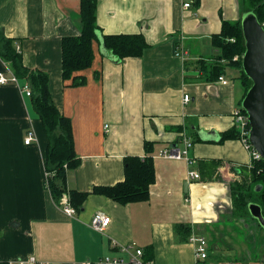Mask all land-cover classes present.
<instances>
[{
    "label": "crops",
    "instance_id": "1",
    "mask_svg": "<svg viewBox=\"0 0 264 264\" xmlns=\"http://www.w3.org/2000/svg\"><path fill=\"white\" fill-rule=\"evenodd\" d=\"M80 4L0 0V35L16 40L28 68L48 74L54 103L71 121L80 164L69 171L67 187L90 194L74 218L60 209L46 186L48 139L32 95L22 82L0 85V264L31 256L47 264L126 256L113 243L149 249L154 264H196L192 236L208 241L205 264L214 250L264 264V228L251 215L235 216L233 207V188L249 186L254 162L236 118L246 87L237 69L227 70L224 85L212 66L213 36L223 19H241L242 0H97L105 36L143 35L147 45L140 57L118 61L99 36L85 82L76 86L63 79L62 40L81 34ZM181 36L185 58L175 56ZM0 72L13 75L2 58ZM231 131L236 136L226 138ZM30 132L35 141L27 145ZM145 142L154 144L156 174L148 201L121 205L93 193L124 181L126 158L143 159ZM189 142L188 160L161 156ZM191 171L200 179L189 178ZM97 212L110 218L105 233L89 225ZM177 224L191 228L189 241L176 233ZM240 237L246 245L237 246Z\"/></svg>",
    "mask_w": 264,
    "mask_h": 264
},
{
    "label": "trees",
    "instance_id": "2",
    "mask_svg": "<svg viewBox=\"0 0 264 264\" xmlns=\"http://www.w3.org/2000/svg\"><path fill=\"white\" fill-rule=\"evenodd\" d=\"M242 2L244 5L242 17L244 14L254 13L263 25L264 0H242ZM80 6L81 34L65 37L62 40L63 79L71 80L76 86L85 82L83 73L93 63V43L99 36L106 50L111 52L118 61L129 57H140L147 45L143 35L105 36L97 23V0H81ZM242 17L236 22L222 20L221 32L214 35L212 39V45L218 57V62L212 66L216 79L226 75L227 70L237 69L247 93L252 82L242 68V58L245 53ZM17 46L19 44L15 39L0 35V58L9 64L18 82L31 87L33 107L44 126L48 139L45 168L46 172L51 174L48 189L56 203L64 193H68L72 206L79 212L90 194L69 191L67 187L69 171L76 169L80 164L75 151L71 121L54 103L48 74L28 68L24 64L21 49L18 50ZM236 57L238 60H235ZM235 136L236 133L233 131L225 134L226 138ZM153 145V143L145 142L146 156L143 159L126 158L124 181L114 186L96 187L93 193L104 195L121 205L148 201L150 188L156 179L152 157ZM250 173L251 182L248 187L239 184L233 188L235 216L243 218L250 216L248 206L251 203L260 205L264 216V158L254 160ZM258 186H261L259 192L256 191ZM174 230L185 242L189 241L191 228L188 225L177 224ZM144 253L146 258H149V249Z\"/></svg>",
    "mask_w": 264,
    "mask_h": 264
},
{
    "label": "built area",
    "instance_id": "3",
    "mask_svg": "<svg viewBox=\"0 0 264 264\" xmlns=\"http://www.w3.org/2000/svg\"><path fill=\"white\" fill-rule=\"evenodd\" d=\"M184 6L185 8H189L191 6V3H187ZM262 26L264 27V23ZM179 38H180V40H178L179 43L175 48V56L185 58L187 56V50L184 49L182 42L184 37L181 36ZM18 50H20L19 47ZM235 60H238V58L236 57ZM219 81L224 85L228 83L227 79L224 76L219 77ZM9 82L18 83V79L14 75H11V77L8 78L4 72H0V85H5L8 84ZM22 89L26 96L28 97L31 96V87H29V85L23 86ZM189 100H190L189 96L186 95L184 97V101L188 102ZM236 118L238 123L240 124V131L244 139V142L246 143L247 148H250L252 152V159L253 160L262 159V157L251 147L247 139L250 130L248 123V116L241 110L236 114ZM33 141H35V137L33 133L30 132L25 140V143L29 145ZM191 147H192V143L189 142L186 145V149L184 151L177 148H170L168 150L162 151L161 156L168 157L171 159L185 158L186 160H188L187 149ZM188 176L193 180L200 179L199 173L194 171L189 172ZM50 177L51 174L46 172V186L49 185ZM57 204L68 217L74 218L77 215V211L72 206L70 195L68 193H64ZM109 223H110V218L107 215L101 212H97L96 214L93 215L89 225L95 231L99 233H105L106 229L109 226ZM190 241L195 245L196 264H205L209 259L208 241L204 237H195V236H192ZM113 247L117 248L121 253L125 254L126 256L117 257V258L105 257L95 262L87 261L82 264H154L151 260L145 258L144 250L137 247L135 244L119 245L117 243H113ZM9 264H47V263L40 262L36 259V257L31 256L26 260H19V261L11 262Z\"/></svg>",
    "mask_w": 264,
    "mask_h": 264
},
{
    "label": "water",
    "instance_id": "4",
    "mask_svg": "<svg viewBox=\"0 0 264 264\" xmlns=\"http://www.w3.org/2000/svg\"><path fill=\"white\" fill-rule=\"evenodd\" d=\"M242 29L245 40L242 68L252 82L243 100L242 108L248 116L250 125L248 141L251 147L264 158V27L254 13H247L242 17ZM101 48L106 51L103 41ZM172 148L179 149L178 144H174ZM256 191H261V186H258ZM248 210L251 217L264 228L261 206L251 203Z\"/></svg>",
    "mask_w": 264,
    "mask_h": 264
},
{
    "label": "rangeland",
    "instance_id": "5",
    "mask_svg": "<svg viewBox=\"0 0 264 264\" xmlns=\"http://www.w3.org/2000/svg\"><path fill=\"white\" fill-rule=\"evenodd\" d=\"M254 239V238H253ZM245 244L244 242V238L243 237H240L238 239V244L237 246H243ZM246 245V244H245ZM249 245V243H248ZM252 247H255V245H251L249 246L248 248H250V251L252 252V255L255 256V253H256V256L258 257V259L261 260V255L258 254L255 250L252 249ZM255 251V252H254ZM217 253L216 250L213 251V254L211 256V264H261V262H257L255 263L254 261L256 260H250V259H242V258H239L240 256V252L238 251V254L237 252H226L224 251L223 253H219V254H215ZM255 256V257H256Z\"/></svg>",
    "mask_w": 264,
    "mask_h": 264
}]
</instances>
